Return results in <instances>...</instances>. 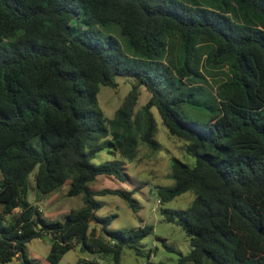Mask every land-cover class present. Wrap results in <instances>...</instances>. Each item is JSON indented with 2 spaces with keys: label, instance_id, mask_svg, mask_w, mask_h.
Segmentation results:
<instances>
[{
  "label": "trees",
  "instance_id": "obj_1",
  "mask_svg": "<svg viewBox=\"0 0 264 264\" xmlns=\"http://www.w3.org/2000/svg\"><path fill=\"white\" fill-rule=\"evenodd\" d=\"M192 1L0 0V264L19 254L21 264H34L28 244L46 233L52 264L76 243L113 254L116 264L126 245L146 254L151 226L111 230L115 215H99L97 196L120 195L137 208L135 192L90 186L101 175L126 180L125 168L93 163L86 146L102 133L129 161L141 139L158 150L155 108L196 158L176 160L175 185L159 188L164 203L196 193L189 208L166 211L191 239L180 264H264V0ZM96 24L118 25L135 57ZM139 57L157 63L160 77L134 63ZM120 77L133 85L110 120L100 93L118 88ZM144 86L152 96L136 111ZM37 136L42 151L31 143ZM38 167L46 194L68 181L70 167L69 195L83 194L85 206L48 221L29 199ZM147 254L145 264H166Z\"/></svg>",
  "mask_w": 264,
  "mask_h": 264
},
{
  "label": "rangeland",
  "instance_id": "obj_2",
  "mask_svg": "<svg viewBox=\"0 0 264 264\" xmlns=\"http://www.w3.org/2000/svg\"><path fill=\"white\" fill-rule=\"evenodd\" d=\"M193 2L192 0H185ZM82 8L85 7L80 3ZM202 4L205 5L203 2ZM85 9V8H83ZM85 16V15H84ZM95 28L103 36H115L121 42L124 51L131 57H135V52L130 46L126 37L122 34L121 29L116 24L102 25L96 24ZM179 49L176 55H180ZM134 63L143 69L150 71L154 76L160 77L163 69L158 68V64L146 58H138ZM120 86L111 88L104 86L100 93V105L106 111L107 118L112 120L117 111L123 106L127 95L132 88V81L124 77L119 79ZM164 84V83H163ZM208 89L211 88L207 86ZM209 95V94H208ZM152 92L147 86L142 88V94L137 106L139 111L151 99ZM185 109L193 116H197V110L191 106ZM158 125L156 140L159 149H153L144 140H140V153L134 161H129L122 154L115 151L112 144V135L96 134L97 141L88 143L86 151L95 152L92 162L95 164L115 163L125 168L127 173L126 180L119 179L115 176L101 175L90 184L93 190L105 188L125 189L134 191L137 208L132 206L124 197L116 194H107L97 196V199L103 202V207L99 211L102 217L115 215L111 225V230H132L144 226L153 228L143 241L146 254H138L134 249L126 245L122 253V264H145L148 261L149 250H153L151 260L166 264H180L182 254H189L192 251L191 239L182 225L168 219L167 210L174 212L189 208L196 199V193L189 191L177 199L159 205L158 200L161 198L159 188L162 186H174L175 180L171 177L173 165L176 160L183 161L187 164L194 165L196 158L187 153L186 141L173 135L163 122V119L157 108L154 109ZM101 135V136H100ZM32 145L38 150H44V144L41 136L32 140ZM97 151V152H96ZM39 167L30 175V194L29 199L32 203L38 205L43 211L48 221H66L67 215L75 209H82L85 206L84 195L70 196L69 191L72 188L73 172L68 181L52 193H42L37 187V173ZM3 176H0V182ZM97 226L93 224L94 228ZM103 227V224L99 225ZM101 231L99 230V233ZM52 238L46 235L42 238H36L28 244L27 253L34 264H45L48 254L51 251ZM116 264L114 255H101L89 249H83L82 243H76L62 260L60 264ZM84 260L87 263H84ZM209 263L210 260L208 261ZM8 264H18L15 260Z\"/></svg>",
  "mask_w": 264,
  "mask_h": 264
},
{
  "label": "clouds",
  "instance_id": "obj_3",
  "mask_svg": "<svg viewBox=\"0 0 264 264\" xmlns=\"http://www.w3.org/2000/svg\"><path fill=\"white\" fill-rule=\"evenodd\" d=\"M160 200H161V203H159ZM158 203H159L160 206L163 205L164 202L162 201V198H160V199L158 200ZM41 210H42V209H41ZM16 211H17V212H20L21 209H20V208H17ZM43 212H44V211H43ZM101 224H102V223H101ZM101 224H100V225H101ZM40 226L42 227L43 225L41 224ZM46 235H49V236L52 238V234H50V233H46ZM46 235H45V236H46ZM43 237H44V236H43ZM41 238H42V237H41ZM152 255H153V254H152ZM17 256H21V254H19V255H17ZM17 256H16V257H17ZM22 256H23V254H22ZM16 257H15V258H16ZM24 259H25V257L23 256V261H25Z\"/></svg>",
  "mask_w": 264,
  "mask_h": 264
},
{
  "label": "crops",
  "instance_id": "obj_4",
  "mask_svg": "<svg viewBox=\"0 0 264 264\" xmlns=\"http://www.w3.org/2000/svg\"><path fill=\"white\" fill-rule=\"evenodd\" d=\"M50 253V252H49ZM49 255V254H48ZM18 264H21L22 261H23V256H17L15 259H14ZM45 264H52L49 259H46L45 261Z\"/></svg>",
  "mask_w": 264,
  "mask_h": 264
},
{
  "label": "built area",
  "instance_id": "obj_5",
  "mask_svg": "<svg viewBox=\"0 0 264 264\" xmlns=\"http://www.w3.org/2000/svg\"><path fill=\"white\" fill-rule=\"evenodd\" d=\"M159 203H161V200L159 201ZM0 236H1V234H0Z\"/></svg>",
  "mask_w": 264,
  "mask_h": 264
},
{
  "label": "water",
  "instance_id": "obj_6",
  "mask_svg": "<svg viewBox=\"0 0 264 264\" xmlns=\"http://www.w3.org/2000/svg\"><path fill=\"white\" fill-rule=\"evenodd\" d=\"M25 260V259H24Z\"/></svg>",
  "mask_w": 264,
  "mask_h": 264
}]
</instances>
